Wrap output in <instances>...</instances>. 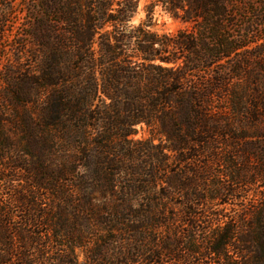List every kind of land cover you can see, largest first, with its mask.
Wrapping results in <instances>:
<instances>
[{
  "label": "trees",
  "instance_id": "obj_1",
  "mask_svg": "<svg viewBox=\"0 0 264 264\" xmlns=\"http://www.w3.org/2000/svg\"><path fill=\"white\" fill-rule=\"evenodd\" d=\"M137 5L0 3V264H264V0Z\"/></svg>",
  "mask_w": 264,
  "mask_h": 264
},
{
  "label": "rangeland",
  "instance_id": "obj_2",
  "mask_svg": "<svg viewBox=\"0 0 264 264\" xmlns=\"http://www.w3.org/2000/svg\"><path fill=\"white\" fill-rule=\"evenodd\" d=\"M30 0H16L17 3V14H18V19H17V25L20 27V30L22 28H24L25 24H30L33 22L34 18L30 16V14H27L24 12L25 10V5L27 3H29ZM263 2V0H261ZM5 0H1L0 3H4ZM154 2V0H138V5H137V9L135 11V13L133 14V16L131 17L130 21L128 22L129 25L132 26H137L139 24H148L149 25V29L152 32H155L156 34L159 35H168V36H174L179 30H183V29H190L189 24L186 23H182L179 19H175L172 18L170 15H168L167 13H165L161 7L159 6H154L152 8V12L148 14L149 9L147 8L150 4H152ZM150 18V21L149 19ZM264 35V31L261 33V35ZM27 46L26 47H34L32 44V40L30 39V37H27L26 40ZM264 49V48H263ZM264 53V52H263ZM252 54H256V51H252ZM260 66L259 64L253 62L252 63V67L257 70V67ZM149 137V134L145 131H138V133L136 134V136L134 137V139H146ZM154 142L156 143L157 140H154ZM254 143V142H252ZM257 144V142H255ZM254 143V144H255ZM227 150V148H224L223 146H220L218 148V152L219 154V159H218V163L215 166V173L217 176V180L221 181V183L223 184V181L225 180V174H226V167L222 161V154L225 153V151ZM1 153V152H0ZM2 154V153H1ZM10 155H8V157H4L1 161H0V167H3V164L6 166V170L2 173L3 176L7 175L10 171H8L10 169V166L7 164V162L9 160H11ZM9 175V174H8ZM13 175V174H12ZM2 176H0L1 178ZM7 177V176H6ZM4 186V183L1 182L0 179V191H2ZM264 188H260L258 187V185H256V183L252 186V185H247L246 187H239L238 190L240 191L239 193H241L243 195V199L244 201H242L243 205H247V203L249 202L251 195L257 191H261ZM264 191V190H263ZM222 202V201H221ZM219 203V202H218ZM215 208L217 209H222L223 213H225L227 215V217H230L231 215L235 214V212H237L238 210H240V205L237 203H234L233 200L229 201L228 204H217L215 206ZM13 215L15 216V221L17 223H21V219L23 217L22 213H18V212H12ZM76 256L78 258V261L82 260V254L80 252V250H76L75 251Z\"/></svg>",
  "mask_w": 264,
  "mask_h": 264
}]
</instances>
